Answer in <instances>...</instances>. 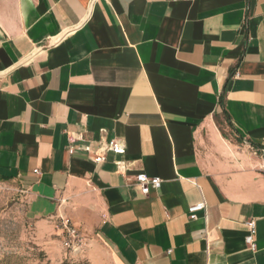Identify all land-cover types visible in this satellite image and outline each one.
Masks as SVG:
<instances>
[{"label": "crops", "instance_id": "obj_1", "mask_svg": "<svg viewBox=\"0 0 264 264\" xmlns=\"http://www.w3.org/2000/svg\"><path fill=\"white\" fill-rule=\"evenodd\" d=\"M263 162L264 0H0V182L40 227L71 218L113 264H264Z\"/></svg>", "mask_w": 264, "mask_h": 264}, {"label": "rangeland", "instance_id": "obj_2", "mask_svg": "<svg viewBox=\"0 0 264 264\" xmlns=\"http://www.w3.org/2000/svg\"><path fill=\"white\" fill-rule=\"evenodd\" d=\"M29 205L18 185L0 182V264H113L96 233L81 228L86 240L73 252L60 234L38 225Z\"/></svg>", "mask_w": 264, "mask_h": 264}, {"label": "built area", "instance_id": "obj_3", "mask_svg": "<svg viewBox=\"0 0 264 264\" xmlns=\"http://www.w3.org/2000/svg\"><path fill=\"white\" fill-rule=\"evenodd\" d=\"M83 140V136L76 133H68V153L74 155L77 153L86 154L94 163L102 164L107 161L109 155L124 156L126 153V147L121 139H113L110 141L101 140L97 142V147H93V143L87 145H79L78 141ZM116 165L120 172L126 170V163L124 161H117ZM261 170L264 173V162L261 166ZM39 173V170L35 171ZM136 183L139 186L143 195H149L151 190H157L162 185V179L160 177H149L148 175L141 173L135 177ZM206 209L205 202H198L190 205L188 208L189 217L191 220H197L200 213ZM247 227V235L245 242L248 247L255 252L257 250L256 233H257V218H250L245 223ZM59 229L61 231L60 236L63 238V245L66 249H71L73 252H79L82 245L85 243V237L74 226L71 218L67 216L60 217Z\"/></svg>", "mask_w": 264, "mask_h": 264}]
</instances>
